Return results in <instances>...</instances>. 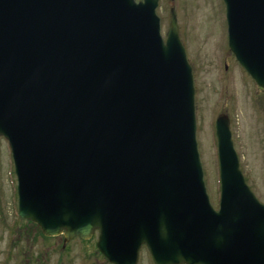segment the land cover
Instances as JSON below:
<instances>
[{"label":"water","instance_id":"95a60500","mask_svg":"<svg viewBox=\"0 0 264 264\" xmlns=\"http://www.w3.org/2000/svg\"><path fill=\"white\" fill-rule=\"evenodd\" d=\"M229 47L264 88V0H224ZM158 0H0V136L19 215L137 264H264V205L216 121L221 198L210 204L192 68Z\"/></svg>","mask_w":264,"mask_h":264},{"label":"rangeland","instance_id":"374dc122","mask_svg":"<svg viewBox=\"0 0 264 264\" xmlns=\"http://www.w3.org/2000/svg\"><path fill=\"white\" fill-rule=\"evenodd\" d=\"M171 8L176 11L180 38L193 70L196 138L207 193L218 209L215 119L219 114L229 116L240 166L260 170L264 94L256 91L251 77L229 51L223 0H159L157 13L164 37ZM255 93L258 107L253 106ZM10 154L7 141L0 137V264H111L96 248L98 230L85 239L75 237L62 248V236L46 238L38 227L18 217L17 180ZM138 251L137 264H154L145 246Z\"/></svg>","mask_w":264,"mask_h":264},{"label":"flooded vegetation","instance_id":"af4514ba","mask_svg":"<svg viewBox=\"0 0 264 264\" xmlns=\"http://www.w3.org/2000/svg\"><path fill=\"white\" fill-rule=\"evenodd\" d=\"M257 91L264 94V90L257 87ZM253 106H259V99L255 98L253 101ZM260 170H253L247 164L246 167L242 168V172L245 178L246 183L250 187V189L256 194L259 200L263 201L264 198V147L260 150ZM262 197V198H261ZM264 202V201H263Z\"/></svg>","mask_w":264,"mask_h":264}]
</instances>
